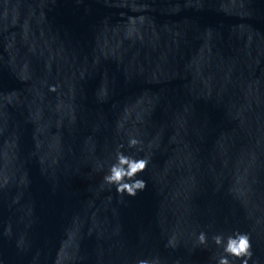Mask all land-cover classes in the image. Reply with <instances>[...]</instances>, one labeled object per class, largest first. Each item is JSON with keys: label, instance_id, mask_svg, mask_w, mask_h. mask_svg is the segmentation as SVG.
<instances>
[{"label": "water", "instance_id": "1", "mask_svg": "<svg viewBox=\"0 0 264 264\" xmlns=\"http://www.w3.org/2000/svg\"><path fill=\"white\" fill-rule=\"evenodd\" d=\"M222 261L264 264V0H0V264Z\"/></svg>", "mask_w": 264, "mask_h": 264}, {"label": "clouds", "instance_id": "2", "mask_svg": "<svg viewBox=\"0 0 264 264\" xmlns=\"http://www.w3.org/2000/svg\"><path fill=\"white\" fill-rule=\"evenodd\" d=\"M132 143H136V141H132ZM121 159L124 160L125 162L130 163V172L128 173L129 175L135 173L136 171L144 169L148 163L147 160L133 162V161H128V159L125 157H121ZM124 174L125 173L123 172V170L119 168H114L112 175L108 176L107 179L109 181L119 182L122 180ZM144 186H145L144 181H137L134 187H129L128 190L129 192L134 194L135 188H143ZM122 187H128V186L122 185ZM250 248H251V242L249 236L247 234H240L238 237L229 240L226 250L236 256H244L246 254H250L249 253ZM222 264H226V261H222ZM245 264H247L246 261Z\"/></svg>", "mask_w": 264, "mask_h": 264}]
</instances>
